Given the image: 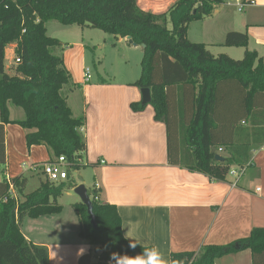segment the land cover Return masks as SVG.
<instances>
[{"label": "trees", "instance_id": "1", "mask_svg": "<svg viewBox=\"0 0 264 264\" xmlns=\"http://www.w3.org/2000/svg\"><path fill=\"white\" fill-rule=\"evenodd\" d=\"M219 3L176 0L166 12L153 14L140 9L137 0H0V164L5 162L4 124L15 123L26 130L27 147L45 146L51 161L64 156L68 178L72 169L88 165L82 162L85 117L74 116L68 105L62 88L71 77L58 51L61 43L47 35L46 23L53 20L129 37L130 44L142 47L140 73L132 84L149 88L151 100L146 105L131 102L130 108L137 112L151 105L154 119L165 124L170 164L216 181H224L233 165L250 166L251 151L264 143V62L246 48V32L228 31L222 43L245 47L241 59L213 55L205 44L187 36L189 23L211 16ZM11 43L15 48L9 74L4 56ZM9 104L20 107L24 118L11 120ZM220 148L226 151L221 160L216 159ZM77 185L68 179H46L24 193V176L0 181V264H49L46 247L28 241L20 222L59 213L63 189ZM87 192L96 226L80 200L72 207L80 222L79 236L99 252L94 259L89 253L80 255L77 264H108L112 252L138 255L143 247H152L129 248L116 206L96 199L98 189ZM245 249L251 252L252 264H264V226L227 244L173 252L170 264H214Z\"/></svg>", "mask_w": 264, "mask_h": 264}, {"label": "crops", "instance_id": "2", "mask_svg": "<svg viewBox=\"0 0 264 264\" xmlns=\"http://www.w3.org/2000/svg\"><path fill=\"white\" fill-rule=\"evenodd\" d=\"M175 1L137 0V5L143 11L161 14ZM243 1L247 4L241 11L234 5L219 3L211 16L190 22L188 39L205 44L213 55L224 52L232 58L239 56V51L232 49L241 47L223 46L226 33L246 32L248 50L256 51L264 62V0ZM48 23L51 21L46 23L47 30ZM88 29L76 28V40L61 48L64 67L71 77L62 90L73 115L85 117L81 129L86 139L82 162L92 167L97 179V199L116 206L123 236L140 245L156 247L170 264L173 252L227 244L247 236L253 227L264 226V143L251 151V165L243 168L241 175L227 174L224 181L170 164L165 124L154 119L151 105L137 112L130 108L131 102L141 100L140 89L132 84L140 69L137 77L134 74L126 82H115L99 73L95 80L90 76L84 82L90 42L92 50L106 43L114 45L109 38L94 41ZM113 37L122 55L124 49L127 56L142 51L126 37ZM14 48L15 43H11L5 49L4 65L9 74L13 72ZM8 112L11 120L24 118V111L13 104L8 105ZM25 133L18 124H4L5 162L0 164V181L24 176L26 170L39 174L41 165L50 159L45 146L27 147ZM71 178L69 174L68 180ZM11 193L16 195L13 189ZM79 228L71 204L62 205L59 213L24 217L20 222L28 241L46 247L49 264H77L84 253L97 256L98 247L80 237ZM214 264H252L251 252L245 249L224 255Z\"/></svg>", "mask_w": 264, "mask_h": 264}, {"label": "rangeland", "instance_id": "3", "mask_svg": "<svg viewBox=\"0 0 264 264\" xmlns=\"http://www.w3.org/2000/svg\"><path fill=\"white\" fill-rule=\"evenodd\" d=\"M239 12L236 11V14ZM47 30V35L51 37H58L59 42H61V46L58 49L60 53L62 52V47H68L67 44H71L76 40L75 29L79 26L74 25V27H69L58 23L57 21H51ZM233 31V30H232ZM88 33H91L93 40L96 42L102 41V38H109L112 40L114 45L110 43L102 44L96 49L92 50V42L91 49L87 50L86 59H85V67L89 69V74L92 77V80H95L97 74H101L103 77H107L113 79L115 82H126L132 77H137L139 73V59L142 56V51H137V53H133L132 55L127 56L123 51V55L118 52V44L116 43V39L112 34L104 33L101 30L95 28H89ZM247 48V47H246ZM245 47H241V49H232L239 51L238 57H232L234 59H241L243 57ZM248 49V48H247ZM221 50V49H220ZM214 52L217 50H213ZM140 52V53H138ZM223 52V51H222ZM224 53V52H223ZM62 54V53H61ZM131 54V53H130ZM106 72V74H105ZM63 91V90H62ZM64 93V92H63ZM217 154L220 156L226 155V151H218ZM1 166H0V176L1 174ZM71 179L73 182H77L79 184H84L88 189L94 188V184L97 181L95 175L93 174L92 167L89 165L80 167L78 169H72L70 171ZM24 176L27 179V184L25 186L24 192L28 193L33 191L39 186L40 180H46L45 175L39 172L32 173L30 170H26L24 172ZM2 177V176H1ZM97 189V188H95ZM78 195L74 192V188H64L62 194L58 197V203L61 205H70L78 200ZM80 200V199H79ZM94 259V258H93Z\"/></svg>", "mask_w": 264, "mask_h": 264}, {"label": "built area", "instance_id": "4", "mask_svg": "<svg viewBox=\"0 0 264 264\" xmlns=\"http://www.w3.org/2000/svg\"><path fill=\"white\" fill-rule=\"evenodd\" d=\"M221 3H225L227 5H234L238 11L243 10L244 6L247 4V2H244L243 0H221ZM16 61H18V59H16ZM83 79L84 82H87L90 79L88 68H85L84 70ZM100 163L103 164L104 161L101 160ZM32 169H35V167H33ZM242 171L243 168H239L233 165L229 168L228 174H232L238 177L239 175H241ZM41 173L45 175L47 180L52 182L66 181L68 179V172H67V162L64 156H59L54 161L48 160L44 162L41 165ZM10 188H12V185H10ZM94 188H98L97 183L94 185Z\"/></svg>", "mask_w": 264, "mask_h": 264}, {"label": "clouds", "instance_id": "5", "mask_svg": "<svg viewBox=\"0 0 264 264\" xmlns=\"http://www.w3.org/2000/svg\"><path fill=\"white\" fill-rule=\"evenodd\" d=\"M137 246L141 247L138 241L129 240V248L135 249ZM108 264H166V261L156 247H143L138 255L112 252Z\"/></svg>", "mask_w": 264, "mask_h": 264}, {"label": "water", "instance_id": "6", "mask_svg": "<svg viewBox=\"0 0 264 264\" xmlns=\"http://www.w3.org/2000/svg\"><path fill=\"white\" fill-rule=\"evenodd\" d=\"M127 40L130 41V38L127 37ZM140 93H141V100H140L141 104L142 105L149 104L151 100V93L149 88H141ZM216 159L221 160L223 159V157L217 154ZM74 192L78 195L80 201L86 206L87 212L91 218V223L94 226H96L94 214L92 212V202L88 195L87 188L84 186V184H78L77 186L74 187Z\"/></svg>", "mask_w": 264, "mask_h": 264}]
</instances>
